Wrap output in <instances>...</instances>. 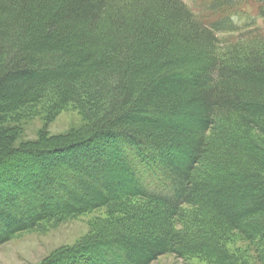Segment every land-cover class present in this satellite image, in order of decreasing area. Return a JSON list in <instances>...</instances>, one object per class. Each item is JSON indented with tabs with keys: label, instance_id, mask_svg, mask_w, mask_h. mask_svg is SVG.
<instances>
[{
	"label": "trees",
	"instance_id": "obj_1",
	"mask_svg": "<svg viewBox=\"0 0 264 264\" xmlns=\"http://www.w3.org/2000/svg\"><path fill=\"white\" fill-rule=\"evenodd\" d=\"M250 13L264 0H0V246L104 209L40 264H264ZM70 109L83 128L19 143Z\"/></svg>",
	"mask_w": 264,
	"mask_h": 264
},
{
	"label": "rangeland",
	"instance_id": "obj_2",
	"mask_svg": "<svg viewBox=\"0 0 264 264\" xmlns=\"http://www.w3.org/2000/svg\"><path fill=\"white\" fill-rule=\"evenodd\" d=\"M190 4V3H189ZM254 14H245L239 18V24L245 29L263 27L261 19ZM243 32V31H242ZM219 38H231L229 33L218 34ZM85 125L82 116L75 110L61 113L54 121L47 123L44 118L37 117L24 123L23 136L19 143L38 139L41 131L47 130L50 135H62L73 129H81ZM104 209L85 214L79 218L66 222L50 224L37 231L23 233L8 243L0 246V264H40L53 251L63 247L75 245L90 231V223L104 216ZM152 264H209L202 260L194 259L184 261L174 255L160 257Z\"/></svg>",
	"mask_w": 264,
	"mask_h": 264
}]
</instances>
